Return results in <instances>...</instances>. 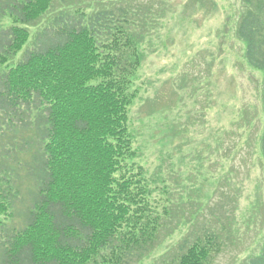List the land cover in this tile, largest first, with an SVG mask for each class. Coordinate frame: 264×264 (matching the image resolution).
I'll list each match as a JSON object with an SVG mask.
<instances>
[{
	"label": "trees",
	"instance_id": "trees-1",
	"mask_svg": "<svg viewBox=\"0 0 264 264\" xmlns=\"http://www.w3.org/2000/svg\"><path fill=\"white\" fill-rule=\"evenodd\" d=\"M114 1L0 0V264H142L174 234L129 116L163 10ZM236 32L264 111V0ZM258 141L264 161V126ZM184 236L160 264H214L218 234Z\"/></svg>",
	"mask_w": 264,
	"mask_h": 264
},
{
	"label": "rangeland",
	"instance_id": "rangeland-1",
	"mask_svg": "<svg viewBox=\"0 0 264 264\" xmlns=\"http://www.w3.org/2000/svg\"><path fill=\"white\" fill-rule=\"evenodd\" d=\"M142 3L164 19L147 40L130 128L137 161L164 201L168 191L175 218L174 235L142 264L163 263L185 234L205 232L222 243L214 264H249L264 248V111L262 75L247 66L236 32L243 0L114 1L140 17Z\"/></svg>",
	"mask_w": 264,
	"mask_h": 264
}]
</instances>
